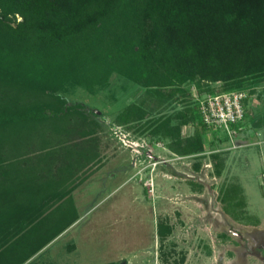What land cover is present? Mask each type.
<instances>
[{"label": "rangeland", "instance_id": "1", "mask_svg": "<svg viewBox=\"0 0 264 264\" xmlns=\"http://www.w3.org/2000/svg\"><path fill=\"white\" fill-rule=\"evenodd\" d=\"M8 47L0 45V60L15 73L0 76V112L10 114L0 123V173L13 165L20 177L26 153L22 184L33 195L22 231L0 242V264H264V77L237 86L247 94L245 115L230 131L198 119L181 124L182 136L201 134L204 149L179 154L168 145L173 137L154 127L168 116L179 122L178 111L224 90L222 81L148 91L115 69L81 64L78 42L43 50L38 64ZM128 112L134 116L123 119ZM8 175L3 212L18 184ZM83 212L85 228L79 222L72 237L60 233Z\"/></svg>", "mask_w": 264, "mask_h": 264}, {"label": "trees", "instance_id": "2", "mask_svg": "<svg viewBox=\"0 0 264 264\" xmlns=\"http://www.w3.org/2000/svg\"><path fill=\"white\" fill-rule=\"evenodd\" d=\"M77 42L85 58L81 64L115 69L148 91L173 87L170 92H190L182 84L193 80H220L222 91L241 89L237 86L248 78L264 77V0H0L2 50L25 49V60L38 64L43 50L74 48ZM0 67L2 78H13L14 67L1 60ZM134 108L141 115L135 105L128 111ZM35 112L24 116H38ZM20 113L12 112L15 118ZM129 113L121 117L127 119ZM9 117L0 112V123ZM174 117L180 121L171 124L168 116L153 132L171 135L168 145L179 154L202 151L198 131L180 133L189 120L204 124L197 104ZM158 232L165 233L162 225Z\"/></svg>", "mask_w": 264, "mask_h": 264}, {"label": "crops", "instance_id": "3", "mask_svg": "<svg viewBox=\"0 0 264 264\" xmlns=\"http://www.w3.org/2000/svg\"><path fill=\"white\" fill-rule=\"evenodd\" d=\"M29 153H31L30 151H29ZM34 154V153H33ZM32 154V155H33ZM23 155V154H22ZM31 155V154H30ZM25 156H28L26 153L22 156V159L20 158V159H18V160H21L20 161V169H19V171H20V177H18V178H16V174L17 173H11V170H12V168H13V170H14V167H13V165L12 166H9L8 168H6V170L8 171L7 173H5V174H1L0 173V190H2V195H4L5 196V194H4V191L5 190H7V188L6 189H3L2 187H3V185H2V182H5V180L7 181V178H10V176L8 175V173L11 175H13V177L17 180V185H15L14 183H13V187H12V189H14V196H13V198H12V203H11V205L9 206L10 207V212H8V208H7V211H5V212H3V211H0V238H1V240H0V242H1V244L3 245V243H5L7 240H9V239H12L14 236L16 237L18 234H19V232H20V230L18 229L19 227H18V225H19V222H20V220L22 219V218H25V219H27V208H28V206H29V202H28V200H29V198H31V196L33 195V194H31V192L28 190V187L27 186H29V185H27L26 186V183L25 184H22L23 183V180H24V174L22 175V171H24V165H25V161L23 160L24 159V157ZM14 160H17V159H15L14 158ZM14 160H12V161H14ZM10 162H11V160H10ZM16 170V169H15ZM17 170H18V168H17ZM19 176V175H18ZM31 179V176H29V179H27V180H30ZM87 180V179H86ZM85 180V181H86ZM75 183H76V180H75ZM82 186V184L81 185H77V186H74L73 185V189H72V191H77L80 187ZM4 190V191H3ZM72 191H71V195H74V193L72 194ZM7 194V193H6ZM23 194V195H22ZM35 194V193H34ZM66 195H67V193H65ZM53 195V194H52ZM43 196L45 197L46 196V194H44L43 193ZM64 197H66L65 195H64ZM16 198H17V201H16ZM35 198V197H34ZM4 200H5V198H4ZM7 200V199H6ZM9 201H11V198L9 199ZM24 204L26 205V207H25V210H23V206H24ZM21 205V206H20ZM76 205V204H75ZM18 206H20V208L18 209ZM34 210H35V205L32 207V211L34 212ZM32 212V213H33ZM9 213V214H8ZM84 213L85 212H83L80 216H78L76 219H74L73 221H71V222H69L63 229H62V231L60 232L61 234H69V233H71V234H69L70 235V237H72V233L73 232H71L72 231V229H73V227H74V225L76 224V223H79L80 222V224H82L83 225V228H85V225H84V223L86 222L85 220H86V217H87V215H85L84 216ZM1 214H2V216H1ZM7 214H8V216H7ZM21 215H23V217H21ZM24 219V220H25ZM38 219V217H36V216H34V218L32 219V221L31 220H29V222L31 221V222H34V221H36ZM29 222L27 223V225L29 224ZM26 225V226H27ZM3 226H5V228H4V231L2 230V227ZM12 229L14 230L13 231V233H11V231H12ZM8 230H10V234L9 235H7V231ZM22 231V230H21ZM68 235V236H69ZM67 236V237H68ZM79 239V238H78ZM72 244V243H71ZM70 244V245H71ZM1 248V247H0ZM68 248V247H67ZM69 249L70 250H72V251H74L75 249H76V244L75 245H72L71 246V248H68L67 250L69 251ZM68 258L66 257V260H67ZM25 261V260H24ZM71 261H73L72 259H71ZM80 262H82V261H80ZM75 262H72L71 264H74ZM75 264H78V262H76Z\"/></svg>", "mask_w": 264, "mask_h": 264}, {"label": "built area", "instance_id": "4", "mask_svg": "<svg viewBox=\"0 0 264 264\" xmlns=\"http://www.w3.org/2000/svg\"><path fill=\"white\" fill-rule=\"evenodd\" d=\"M247 94L242 89L205 93L197 96V111L206 125L230 131L231 123L241 121L245 114L244 100ZM264 181V165L261 171Z\"/></svg>", "mask_w": 264, "mask_h": 264}]
</instances>
